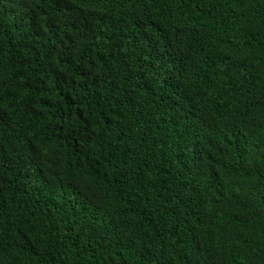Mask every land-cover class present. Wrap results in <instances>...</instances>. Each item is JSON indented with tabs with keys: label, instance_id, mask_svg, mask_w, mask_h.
<instances>
[{
	"label": "trees",
	"instance_id": "obj_1",
	"mask_svg": "<svg viewBox=\"0 0 264 264\" xmlns=\"http://www.w3.org/2000/svg\"><path fill=\"white\" fill-rule=\"evenodd\" d=\"M0 264H264V2L0 0Z\"/></svg>",
	"mask_w": 264,
	"mask_h": 264
},
{
	"label": "snow or ice",
	"instance_id": "obj_2",
	"mask_svg": "<svg viewBox=\"0 0 264 264\" xmlns=\"http://www.w3.org/2000/svg\"><path fill=\"white\" fill-rule=\"evenodd\" d=\"M261 2H264V0H261Z\"/></svg>",
	"mask_w": 264,
	"mask_h": 264
}]
</instances>
